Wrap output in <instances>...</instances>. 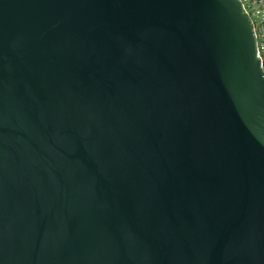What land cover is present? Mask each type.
Listing matches in <instances>:
<instances>
[{"label": "water", "instance_id": "1", "mask_svg": "<svg viewBox=\"0 0 264 264\" xmlns=\"http://www.w3.org/2000/svg\"><path fill=\"white\" fill-rule=\"evenodd\" d=\"M243 0H0V264H264V66Z\"/></svg>", "mask_w": 264, "mask_h": 264}, {"label": "built area", "instance_id": "2", "mask_svg": "<svg viewBox=\"0 0 264 264\" xmlns=\"http://www.w3.org/2000/svg\"><path fill=\"white\" fill-rule=\"evenodd\" d=\"M243 2L255 26L258 54L264 66V0H243Z\"/></svg>", "mask_w": 264, "mask_h": 264}]
</instances>
